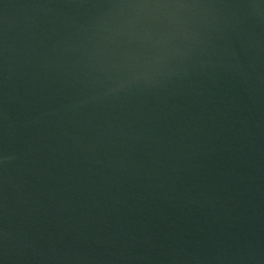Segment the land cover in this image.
Masks as SVG:
<instances>
[{
    "label": "water",
    "instance_id": "95a60500",
    "mask_svg": "<svg viewBox=\"0 0 264 264\" xmlns=\"http://www.w3.org/2000/svg\"><path fill=\"white\" fill-rule=\"evenodd\" d=\"M0 264H264V0H0Z\"/></svg>",
    "mask_w": 264,
    "mask_h": 264
}]
</instances>
